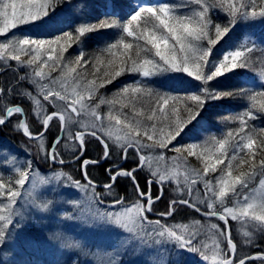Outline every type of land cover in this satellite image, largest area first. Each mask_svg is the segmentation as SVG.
<instances>
[{"label":"snow or ice","instance_id":"6c2138e0","mask_svg":"<svg viewBox=\"0 0 264 264\" xmlns=\"http://www.w3.org/2000/svg\"><path fill=\"white\" fill-rule=\"evenodd\" d=\"M107 7L98 17L93 0H0V73L13 74L0 79V128L36 142L24 159L0 145V264H31L18 259V244L37 222L43 245L57 254L54 264H181L184 252L203 264H264V251H250L264 238V127L252 123L264 119V39L245 33L228 50L217 49L237 24L264 20V0H144L126 13ZM49 24L58 33L50 38L15 31ZM106 30L114 39L98 54L86 59L81 50L66 58L73 45ZM167 73L199 83L177 76L185 93L173 95L144 82ZM125 74L141 79L111 97L101 92ZM245 74L250 78L239 87H218L221 78ZM224 98L246 101L242 111L221 117L236 127L203 142L173 143ZM53 126L60 135L49 144ZM89 139L101 145L99 159H83ZM61 149L80 162L81 179L64 170ZM130 152L136 164L125 168L119 161ZM41 161L61 167L43 174ZM103 161L113 163L104 169L107 182L98 184L88 168ZM141 171L148 173L144 188ZM121 179L131 182L135 199L107 200ZM169 183L176 196L154 212ZM180 206L203 220L169 222ZM230 221L239 225V246ZM85 231L113 239L92 244Z\"/></svg>","mask_w":264,"mask_h":264},{"label":"trees","instance_id":"16d2710c","mask_svg":"<svg viewBox=\"0 0 264 264\" xmlns=\"http://www.w3.org/2000/svg\"><path fill=\"white\" fill-rule=\"evenodd\" d=\"M141 2H144V0H93V4L95 5V9H94L95 16H98V17L103 16L104 13L109 10L107 6L110 4H115L118 9H120L126 13V12L131 11L130 6H134V5L141 3ZM245 33H249V34L258 36L261 39H264V20L257 19L253 22H249L248 24H244V23L237 24V26L233 29V31L229 33V36L225 37L224 40L221 41L220 45H217V49H219V51L221 53L228 50L230 47H233L235 45L236 40ZM56 34L57 33H55L54 35H56ZM113 39H114V37L112 36V30H106L100 34H92L89 38H87L85 40V42L82 46L73 45L71 48H69L68 53H66V55H67L66 58H75L76 56H78L79 52L82 50L85 53V58L89 59L93 55L98 54V50L104 46L105 40H108L109 42H111ZM215 54H216V50H214V55ZM89 67H91V66H89ZM102 71H103V69H102ZM177 76L182 77L183 79H185V81H190L191 82L190 84H192V85L199 83V82L193 81L192 78L186 77V74H175V73H167L164 75H158L156 77L148 78L146 80L147 81L149 80L151 82V84L153 85V86L152 85L150 86L151 88H153L154 90L162 91L163 87L165 86V84L168 80H173L174 82H178V80L175 79V77H177ZM245 78L249 79L250 77L248 74H245V75L235 76L231 80L226 79V78H221V84L218 85V87H220L222 89L239 87L241 85V81H247V80H245ZM140 79H141V77L138 74H125V75L117 78L112 84L107 85L104 88V92L106 95H109L115 91L114 88L117 87L116 89H119V88H121V86L125 85L126 83H132L133 81L140 80ZM112 90H114V91H112ZM106 92H108V93H106ZM179 92L185 93V89L183 87H181L179 89ZM242 103H244L243 99H240V98H224V99L219 100V101L211 102L209 105H211L215 108H224L225 109L224 112L225 111L226 112L233 111V113H236L237 107H239V105ZM245 105L246 104H243L242 110L245 107ZM25 106H27V105H25ZM147 106L148 105L146 104L145 107H147ZM210 112H212V111H210ZM212 115H213V113H212ZM252 123L256 124L257 126L264 127V119H258L256 121H253ZM228 125H230V123H228ZM58 131H59L58 127L53 126L50 128L49 132H47V134H46L47 139H48V141H47L48 143L54 140ZM180 138L181 137H178L176 142H173V143L174 144L177 143V145H180L181 144ZM35 144H36V142L29 141L23 135H21L17 132H14L12 130L11 126L0 128V145L7 146L9 148H13V149L18 150L21 158H24L23 153L25 152L26 148L29 149L31 152H35V150H36ZM88 148H89V151L85 155L86 158L99 159L100 157L95 158L93 156V154L96 153L97 155H100V156L102 155V147L97 141L92 140L91 142H89ZM167 153L169 154L168 157L176 155L175 153L170 152V151H167ZM191 162H193V164L195 163V164L199 165V167H201L200 162L197 161L195 158H189V163H191ZM225 163H227V160L225 161ZM107 164H108V162L103 166L91 167L88 170L90 175L92 176V178L97 183L98 182H100V183L101 182L102 183L107 182V177H106V174L104 171V169H105L104 166H106ZM38 167L44 173H48L54 169L60 168L57 166L54 167L53 165H50L48 163H44L43 161H41L38 164ZM220 167H223V165H221ZM64 170L69 172L72 176L76 175L77 179H81L80 164H75L73 166L64 167ZM147 177H148V173H146L145 171H141L138 174V179H139L141 188H144ZM116 189H117L118 193L120 194L119 196H128L129 198H130V196L133 198L135 197L131 182L128 180H121V182H119V184L117 185ZM155 193H156V191H155ZM168 199H169L168 193H165V198L162 199L161 201H159L157 207H161L163 209H166L167 204H168ZM158 211L162 212L165 210H158ZM179 212L176 213L174 219L181 222V221H183V218H182V216L179 217ZM187 213H189L188 215H190L189 219L191 217H192V219H198L197 215L194 212H192V210L189 209L187 211ZM257 244L259 245V247L261 249L264 248V242L259 243V241H257ZM259 247H257V249ZM188 257H189V253L184 252L182 254L181 263L183 264ZM132 262H133V260L130 261L129 264H132Z\"/></svg>","mask_w":264,"mask_h":264},{"label":"rangeland","instance_id":"374dc122","mask_svg":"<svg viewBox=\"0 0 264 264\" xmlns=\"http://www.w3.org/2000/svg\"><path fill=\"white\" fill-rule=\"evenodd\" d=\"M51 29H52V25L49 24L47 26H41L39 28L32 27V26H22L20 29H17L15 31H17L18 33H21V34H23L24 32H27V33H30L32 35H39L41 37L47 38V37H49L48 34H49V32H50ZM65 56L67 57L66 54H65ZM13 63H15V62H13ZM12 75L13 74L11 72H9V73L8 72L7 73H0V78L2 77L1 79H4V78H7V79H10L11 78L12 79ZM245 80H249V79H246L245 78ZM144 82L147 83L149 85V87L152 85L149 80L148 81L145 80ZM187 82L189 84L191 83L190 81H187ZM179 83H180L179 81L178 82H174L173 80H168L166 82L165 86H166V89L169 92H171L173 95H176V94L183 95L184 93L178 92V90L181 88V87H178ZM126 84H130V83H126ZM123 86H121V87H123ZM116 88H114L115 91L112 90L114 92H112L109 95H106L105 94L104 89H101V92L105 96L111 97L113 93L117 92L120 89V88L119 89H116ZM106 93H108V92H106ZM243 102H244L243 104H246V101L243 100ZM102 109L105 110V111L107 110L106 107H104V106H102ZM224 110H225L224 108H215V107H213L211 105H208L206 107L205 113L202 114L204 116V118L200 121V124H198L196 126V128L193 129L192 132H189L187 134L189 136V138H188L189 142H193V141L203 142L212 133H215L216 135L219 136L221 132L227 131L229 128L236 127L237 126L236 124H233V123H231L229 121H225V120H222L221 119V117L228 116L230 114L229 112H226V111L224 112ZM210 111H212V112H210ZM230 112H232V111H230ZM212 113H213V115H212ZM206 120H210L209 124L206 122ZM228 123H230V125H228ZM189 127H191V126H189ZM32 130L33 131H38L39 130V125L37 123H35V121L32 122ZM57 136H58V134L55 136V138ZM51 142H49V144ZM174 142H176V141H174ZM185 144H188V142L185 141ZM2 151H3V149H0V152H2ZM60 151H61V155L63 156L64 159L71 157L70 154L67 151H65L63 149L60 150ZM129 154L131 155V157L134 156V154L131 153V152ZM165 154H166V156L169 155L167 152ZM65 160H67V159H65ZM131 160L134 161L135 159L134 158H131ZM190 165L192 167H194V168H200L199 165H197L195 163L193 164V162H191ZM133 166H135V164H133ZM0 171H3V170H0ZM43 174H45V173H43ZM168 185H173V184H171V183L167 184V186L165 187V193H168V197L169 198H174V196H176V194L172 191L173 188H170L169 189V186ZM152 190H153V193L154 194H155V191H156V193L158 192V189L157 188H154L153 187ZM158 202L156 203V205L154 207V212H157L156 207H157ZM182 208H184V207H182ZM182 208H179V209H182ZM183 222L186 223L185 221H183ZM52 223L54 224L55 221H53ZM220 223L222 224V222H220ZM231 225H232V227H234V228H232L233 238L237 242H240V239L241 238H240V236H239V234L237 232V228L239 227V225L237 223H235V222H234V224H232V222H231ZM221 226H223V225H221ZM41 243L38 244L37 256H39L40 258L46 257V258H49L51 260H56L57 254H56L55 250L52 249L51 252H45V251L43 252L42 251L43 243L42 244ZM141 264H144V262L141 263ZM202 264H203V262H202Z\"/></svg>","mask_w":264,"mask_h":264},{"label":"bare ground","instance_id":"6f19581e","mask_svg":"<svg viewBox=\"0 0 264 264\" xmlns=\"http://www.w3.org/2000/svg\"><path fill=\"white\" fill-rule=\"evenodd\" d=\"M129 156H130V158H131V155H130V154H129ZM133 164H136V161H135V160L133 161ZM171 222L175 223V222H179V221L176 220V219H174V220L172 219Z\"/></svg>","mask_w":264,"mask_h":264}]
</instances>
